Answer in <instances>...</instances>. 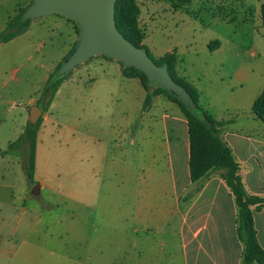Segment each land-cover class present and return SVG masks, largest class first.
I'll return each instance as SVG.
<instances>
[{
    "label": "rangeland",
    "instance_id": "1",
    "mask_svg": "<svg viewBox=\"0 0 264 264\" xmlns=\"http://www.w3.org/2000/svg\"><path fill=\"white\" fill-rule=\"evenodd\" d=\"M33 1L0 0V35L7 22L26 13ZM135 3L140 9L137 25L152 58L157 59L156 53L176 48L180 67L205 75L201 104L205 109L215 118L235 121L234 133L253 134L248 132L251 127L256 133L263 134L264 123L252 119L255 117L247 100L258 96L264 89V21L261 14L264 0H191L185 5L176 0H135ZM217 17L232 22L224 24ZM79 32L77 23L55 14L30 19L24 33L10 42H2L0 36V88L4 95L0 104L1 215H12L6 200L16 198L19 206H30V213L24 219L19 211L20 230L33 218L31 213L36 215L37 209H33L32 204L39 206L46 216L63 215L62 208L58 209L61 213H49L59 206L61 199L93 204L70 207L68 216L78 220L94 219L107 209H115L94 206L105 201H115L117 205L125 203L132 214L139 211L144 216L146 225L137 228V236L132 237L131 253L126 260L121 254L123 240L114 231L107 233L105 230L104 237L113 246L110 250L106 247L96 250L101 253L99 262H94L93 233L92 238L82 239L78 235L72 240L69 246L74 243L71 246L74 254L69 256L68 262L71 264L149 263L145 253L139 252L140 239L141 242H157L158 246L150 253L153 260L150 262L154 264H187L188 253L191 264L193 255L197 258L198 254L201 264L202 253L209 254L211 248L238 249L239 240L230 226L222 234L214 232L216 216L208 215L209 207L204 210L206 198L200 204L201 215L190 217L187 213L188 197L193 191H188L187 175H182L177 160H185L182 167L187 172L186 119L178 106L165 96H158L153 101V115L143 120L142 117L148 114L139 117L135 109L138 94L129 89V81L123 78V65L102 55L73 69L50 108L40 117L35 179L33 183L27 181L22 147L7 150V146L23 133L30 110L37 104L45 82L57 72L58 65L77 42ZM217 41L223 47L214 54L208 45L211 42L213 47ZM209 68L211 73L207 71ZM240 68L248 74L242 83L233 76ZM126 103L133 110L129 117L133 115L134 118L128 130L123 127L128 112L121 110ZM131 136L137 139L135 144L131 142ZM157 140L172 145V162L176 169L174 180L169 174L156 172L161 169L163 173H169L170 158L149 157ZM246 154V150H242L240 157L246 159ZM253 180V175L247 178L251 191L254 195H263L261 189L251 188ZM36 184L44 185L39 195L31 192ZM171 185L175 188V196L171 198L173 207L166 208L165 198H169V192L160 186ZM195 190L197 192V188ZM230 200L231 203L226 205L224 200L221 201L229 214L232 210L237 211L234 198L230 196ZM118 209L122 210V207ZM163 211L168 216L167 222L163 220ZM111 213L116 216L113 211ZM254 217L260 227L258 239L264 248V209L254 212ZM38 229L35 224L36 238L41 237L36 232ZM198 230H201L200 234L195 237ZM38 243L55 245L41 238Z\"/></svg>",
    "mask_w": 264,
    "mask_h": 264
},
{
    "label": "crops",
    "instance_id": "2",
    "mask_svg": "<svg viewBox=\"0 0 264 264\" xmlns=\"http://www.w3.org/2000/svg\"><path fill=\"white\" fill-rule=\"evenodd\" d=\"M217 19L223 21L222 23L224 24H229L232 22L226 18L217 17ZM222 47L223 44L219 42L218 47H215L211 51L212 53L217 54L218 52L221 51ZM170 50L166 51L165 53L170 52ZM165 53H161V54L156 53L157 58L163 56ZM253 57H255V55H253ZM179 62L180 60L178 56V63L176 67L178 74L180 76L185 77L198 89V91L200 92V105L203 104L202 80L205 75L200 73L194 74L192 72H189L187 69H183L182 67H180ZM207 71L211 73L210 68ZM233 76L237 82L242 83V81L246 79L248 74L244 72L242 68H240L234 72ZM123 78L129 81L127 82L129 84V89L135 90L136 93L138 94L135 109L137 110V113L140 115L139 117H142L144 113H147L148 115L143 116L142 117L143 120H145L146 117H151L155 109L154 107H152L153 104L147 111L141 114L142 105L144 102L146 92L144 88L140 86L141 85L140 81L138 82L137 81L138 79L136 78H126L124 75ZM258 96L253 97L250 100H247L248 105L252 107L254 100ZM3 98L4 95L2 94V88H0V104L2 103ZM201 106L202 108L205 109V107H203L204 105ZM121 107H123L121 109L123 112L125 113L128 112L126 114L127 118L124 120V124H123V127L126 130H128L131 128L132 123L134 121L133 115H130L129 117L130 113L133 114V110L130 108L131 106L127 103ZM137 116L135 115V118ZM253 117L255 116L253 115ZM215 119L222 120L219 117H216ZM252 119L254 120L256 118H252ZM185 125H186L185 131H187V123ZM234 126H235V121L223 127L221 137L228 144V146L232 150L233 156L241 165L242 177L247 191L250 194L254 195V192L251 191L247 183V178L250 175H253L254 180H253V186L251 188L261 189L263 191V195H259V196H264V133L263 134L256 133V130L251 129L250 127V130H248V132H253V134H237L238 132L234 133L233 132L234 130H232L234 129ZM231 137L232 139H230ZM142 139L144 140V138ZM136 140L137 139L131 136V142L133 144H135ZM138 141L141 143L143 142L142 140H140V138ZM156 142L154 149H152L153 151H150L149 153V157L152 159H157L167 156L168 158H170L171 161L169 173H163L161 169L156 170V172L162 175L169 174L170 176L169 178H171V180H174L176 169L172 162L173 159L172 145L171 143L164 144L160 140L159 141L157 140ZM242 150L243 151L246 150L247 153L245 157L246 159L240 157V153L242 152ZM143 156L146 158V153L143 152ZM177 160H179L178 165L181 167L180 171L182 172V175L184 177H186L187 175V177L189 178V180H187L186 177V181L188 182L187 184L188 191L189 190L193 191L192 195L188 197V203H187L188 215L190 217L191 216L194 217L195 215L197 216L201 215V212L199 211L200 204L203 201L207 200L203 208L204 210H206V208L209 207L208 215L216 216L215 220H213L214 221L213 229L215 230L214 232H218V234H222L223 231H227V229L231 227L236 233L237 211L233 212L232 210L231 214H229L228 211L224 209L223 204L221 203V201L224 200V205H226L227 203H231L232 200H230V196H231L230 191L227 188L224 181L221 179L219 173L214 172L198 182H191L189 175V166L186 172V170L182 167V164L185 160L183 161L179 158ZM188 161H189V142H188L187 162ZM35 165H36V159H35ZM1 173L2 172H0V177H2ZM160 187L163 189V191L169 192L168 194L169 198H165L166 201L165 204H167L165 207L172 208L173 200L171 202V198L173 195L175 196V188L173 187V185L169 187L167 186L164 187L160 186ZM196 188H197V192L195 190ZM43 190H44V185H40V193L43 192ZM208 192L211 193L210 196L207 195ZM204 198L206 199L202 201V199ZM27 199L30 200V198ZM6 201L10 207L9 209L11 210L12 215L5 217L4 214L1 215L0 213V264H71L68 262H69V256L74 254V251L71 247L74 243L71 244V246H69L70 243H72V240L77 238L78 235H80L82 239L92 238L93 233H94V262H99L100 260L99 257L101 253L96 252V250L97 249L102 250L103 247H106L107 250H110L111 246H113V244L108 239L107 240L105 239L107 238L104 237L105 230H107V233L111 230L114 231L115 234L118 236V238L123 240V242L121 243L122 250L120 247V242L118 248L121 250V254L124 260H126V257L129 256L131 253L129 252V249L133 244L132 237L137 236V232H138L137 228L140 229L141 226L146 225L143 220L144 216L140 214L139 211L138 212L136 211L134 212V214H132L131 209L126 207L127 204L120 203V205H117V202L115 201H105L102 202L101 204H94V206H98L100 208L114 207L115 209L112 211L116 214L115 217L113 213H111L112 212L110 211L111 209H107L104 211V214H102L101 216H94V219L93 217H87V219L85 220L84 219L78 220L75 219L74 217L72 218V216L70 215L68 216L70 207L71 208L76 206L87 207V206H92L93 204L74 201L73 199H61V202H59V206H56V209L49 211V213H55L57 211L61 213V210L58 209L62 208L64 210L63 215L57 217L46 216L42 214L39 206L36 207L35 204H32L34 206L33 209H37V211H35L36 215L33 216L31 213V216L33 218L30 220V222L24 223L22 229L20 230L19 211L22 212L23 215L22 217L24 219V216L27 215V213H30V206L28 204H26L24 207L19 206V202L16 198H10L7 199ZM1 202L2 201H0V205ZM118 207H122V210H119ZM164 213L165 211H163V220L164 219L166 220L168 219V216ZM254 221L259 238L260 227L258 226L255 217H254ZM35 224L38 225L39 228L38 230L40 232L39 231L36 232L39 233V234L37 233L38 235H41L40 238L55 243L54 246L39 245L38 241L40 238H36L35 235L36 233H34ZM72 224L73 226L68 228V226ZM263 224H264V219L262 221V226ZM200 231L201 230L197 231L195 237L199 236ZM152 238L156 239L155 236H153ZM154 242L155 241L148 242L147 240L145 242H141V239L139 240V252L145 253L146 261L147 260L148 261L150 260L151 262L153 261L150 253L155 246H158L157 242L155 243ZM169 251H170L169 254H171V247ZM242 251H243V245L240 241H239L238 249L231 247H223V246L218 248H211L209 254H205V252L202 253L204 254V259H203V263L201 264H242ZM189 255L190 254L188 253L187 264H191ZM46 256H49V259ZM196 256L198 258L199 254ZM197 258L194 257L193 255L192 264H200ZM150 261L149 263L146 262L144 264H154V262L151 263ZM123 264H128V263L127 261L126 262L124 261Z\"/></svg>",
    "mask_w": 264,
    "mask_h": 264
},
{
    "label": "trees",
    "instance_id": "3",
    "mask_svg": "<svg viewBox=\"0 0 264 264\" xmlns=\"http://www.w3.org/2000/svg\"><path fill=\"white\" fill-rule=\"evenodd\" d=\"M176 1L181 5L191 2V0ZM24 14H18L7 22L6 28L0 35L2 42H10L23 34L28 28L30 19H25ZM139 14L140 9L135 0H117L115 20L118 30L136 47L145 49L152 58L148 47L143 43L144 38L137 25ZM261 14L264 21V3ZM214 43L216 44L213 47L209 44L210 50L218 47L219 41ZM76 44L77 42L63 62L74 50ZM152 59L157 65L168 67L172 78L189 94L194 108L191 109V106L186 105L177 96L169 93L155 82H149L146 75L141 71L133 67L123 66V75L126 78L138 79L146 92L141 114L151 107L154 99L158 96H165L169 101L178 106L187 123L189 142L188 166L191 182H198L214 172L219 173L237 206L236 234L238 240L243 245L242 264H264V248L259 242L254 221V212H260L264 209V196L253 195L247 191L242 177L241 165L233 156L228 144L221 137L223 127L226 124H230L231 120H217L208 110L202 108L198 89L177 72L178 54L176 48L157 59ZM62 63L58 65L57 72ZM57 72L51 74L47 79L37 101V105L41 107L43 113L50 108L61 85L71 74V72H68L59 77L57 76ZM251 111L256 119L264 123V89L254 100ZM41 123L42 118L36 124H31L28 121L23 133L7 146V150L22 147L25 159L23 168L25 169L29 183H33L35 179L37 134Z\"/></svg>",
    "mask_w": 264,
    "mask_h": 264
},
{
    "label": "water",
    "instance_id": "4",
    "mask_svg": "<svg viewBox=\"0 0 264 264\" xmlns=\"http://www.w3.org/2000/svg\"><path fill=\"white\" fill-rule=\"evenodd\" d=\"M116 2L117 0H34L24 18L34 19L56 14L74 21L80 27L77 44L62 63L57 76H63L89 59L102 55L125 67L141 71L149 82H155L193 109L192 99L172 78L168 67L157 65L145 49L136 47L118 30L115 20ZM42 115L43 110L35 104L30 110V123L36 124ZM31 192L39 195L40 184H36Z\"/></svg>",
    "mask_w": 264,
    "mask_h": 264
}]
</instances>
